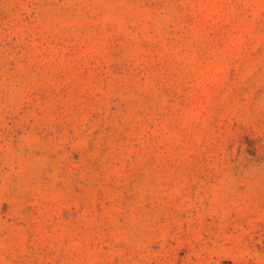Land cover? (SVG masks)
<instances>
[{
	"label": "rangeland",
	"instance_id": "374dc122",
	"mask_svg": "<svg viewBox=\"0 0 264 264\" xmlns=\"http://www.w3.org/2000/svg\"><path fill=\"white\" fill-rule=\"evenodd\" d=\"M0 264H264V0H0Z\"/></svg>",
	"mask_w": 264,
	"mask_h": 264
}]
</instances>
